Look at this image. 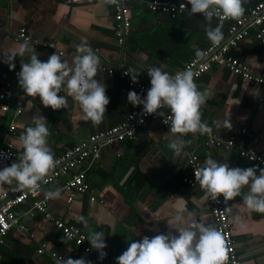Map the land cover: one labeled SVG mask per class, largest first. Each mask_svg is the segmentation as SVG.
<instances>
[{
  "label": "crops",
  "instance_id": "0c3cea01",
  "mask_svg": "<svg viewBox=\"0 0 264 264\" xmlns=\"http://www.w3.org/2000/svg\"><path fill=\"white\" fill-rule=\"evenodd\" d=\"M149 1L127 0L132 29L125 45L121 46L115 34L113 4L109 0H0V83L4 81L2 75L6 74L14 90L11 111L0 115V148L13 145L18 160L23 151L20 134L33 124L34 116L42 115L47 120L48 144L56 160L82 140L123 123L131 111L142 108V105L133 106L128 102L127 92L134 90L141 96L146 93L129 85L131 76L120 77L123 69L138 76L136 83L150 87L149 66H162L172 74L195 57L197 50L201 52L208 45L204 28L207 21L182 19L174 28L166 15L150 13ZM258 1L243 0L245 11ZM211 24L215 26L216 22L212 20ZM21 30L31 37L27 44L38 52L41 60H47L55 51L62 59L71 61L77 45L87 43L91 47L99 59L96 79L107 85L109 97L99 124L84 120L78 102L68 93L61 94L66 96V105L52 109L44 106L39 96H29L19 86L16 72L21 60L27 59V53L24 57L17 55L15 69L3 62V53L16 52L26 43L18 37ZM156 31L163 32L165 37L169 33V39L175 43L162 42L159 49V43L150 41V35L155 37ZM131 36L136 42L143 40V47L137 45L133 49L128 44ZM230 54L248 65L253 73L264 74V44L252 35L232 48ZM105 66L107 70L114 68L115 72L104 71ZM195 83L199 90L207 91L200 112L202 121L212 127V133L222 140L235 137L240 144L257 139L255 148L264 156V85L249 82L217 65ZM16 108L22 109L19 116H15ZM226 117L230 120L228 128L217 129L213 122ZM14 121L17 129L13 134L10 124ZM142 127L144 131L135 134V138L102 149L101 158L87 173L91 187L88 193L68 201V194L61 189L74 171L42 190L45 193L60 189L61 195L52 198L48 207L57 218L78 227L86 238L90 232L104 233L105 263L84 252L73 239L64 237L43 214L34 212L31 215L32 201L28 200L17 207L15 213L29 230L14 228L9 232L0 247V264H55L57 256L83 257L92 264H117L115 258L128 244L145 235L175 233L176 228L192 221L215 227L204 190L183 181L184 177L191 176L189 160L196 155L202 164L208 157L228 163L230 167L247 168L253 164L242 158L236 149L207 146L205 135L170 134L169 127L154 120ZM243 129H247L249 135H242ZM174 136H181L184 141L179 156L168 147ZM247 191L248 186H244L240 195L225 201L235 247L241 264H264V213L250 210L243 204ZM177 215L183 216V224L176 221ZM39 249H43V253H38Z\"/></svg>",
  "mask_w": 264,
  "mask_h": 264
},
{
  "label": "clouds",
  "instance_id": "9594fccd",
  "mask_svg": "<svg viewBox=\"0 0 264 264\" xmlns=\"http://www.w3.org/2000/svg\"><path fill=\"white\" fill-rule=\"evenodd\" d=\"M115 2V0H109ZM190 4L188 13H201L205 24V34L212 44H219L224 38L222 25L211 24L214 17L238 18L245 9L243 0H187ZM181 7H185L182 4ZM27 59L21 60L16 73L18 84L29 96H39L44 106L60 109L66 105V92L78 102L82 118L99 124L109 104L106 94L107 85L96 79L99 71V59L87 43L77 45L76 53L71 61L62 59L57 52H52L47 60L38 58V52L27 43H22L16 52L3 53L4 63L15 69V57L19 55ZM197 55L200 51L197 50ZM135 82L137 75L130 74ZM150 87L146 95L141 96L134 90L127 92V100L133 106L142 105L144 114H158L169 125L170 134H186L189 132L211 134L212 127L201 119L200 108L207 98V91L197 88L194 72L191 67L170 74L162 66H149ZM167 108L169 113L163 111ZM42 115L33 117V124L27 126L19 136L22 153L18 160L0 168V183L12 184L16 189L37 190L46 174L55 166L56 160L48 144L49 128ZM170 121V123H169ZM217 129L228 128L230 120L213 122ZM184 141L181 136H174L168 147L179 156ZM256 157L253 156L252 159ZM257 169L258 174H257ZM195 180L204 189V198L215 201L223 197L229 201L241 194V189L248 186L243 195V204L250 210L264 213V167L253 165L247 168L230 167L228 163L218 162L208 157L203 166L194 171ZM59 188L45 192L46 198H58ZM191 215V213H189ZM81 220L84 218L81 217ZM183 224L181 215L175 217ZM175 233L160 232L152 237L143 236L140 240H132L128 247L117 256V264H225L227 253L221 231L202 221H192L187 226L175 229ZM102 231L90 232L87 239L91 248L103 259L107 253L106 241ZM55 264H92L83 257L64 258L57 256Z\"/></svg>",
  "mask_w": 264,
  "mask_h": 264
},
{
  "label": "built area",
  "instance_id": "2783aa9c",
  "mask_svg": "<svg viewBox=\"0 0 264 264\" xmlns=\"http://www.w3.org/2000/svg\"><path fill=\"white\" fill-rule=\"evenodd\" d=\"M112 4L114 9V21L116 23L115 34L118 43L124 46L132 29L131 11L127 0H115ZM182 4H185V7H181ZM190 7L187 1L174 0H150L148 4V9L151 13L167 15L172 19L182 16H198L203 18L201 13L190 15L188 13ZM213 19L229 23L227 35L219 44H211L200 52L199 56L196 55L175 72L181 71L185 67H191L194 72V81L196 82L217 65L225 67L233 75L239 76L249 82L264 85V74L257 75L253 73L248 65L230 54L232 48H236L241 42L251 37V35L258 42L264 44V0L257 2L247 11H244L238 18L214 17ZM18 37L26 43L31 41V37L26 34L25 30H21ZM102 69L110 74L115 72L114 68L107 70L106 66ZM127 72H129L127 69H123L120 72V77L130 78ZM175 72L173 74H175ZM2 79L4 81L0 83V115L11 111V102L14 98V90L9 76L3 74ZM129 85L137 88L142 93H146L149 88L145 84L136 83L132 80L129 81ZM64 93H67L66 90L59 93V95ZM163 111L166 115L169 113L167 108L163 109ZM21 113V108L15 109V116H19ZM149 120L160 121L165 126L169 127V125L164 122L162 116L158 114H144L142 108L136 109L129 113L123 123L113 126L109 130L92 134L74 147L65 151L56 159L55 166L46 174L37 190L16 189L15 183L10 186L5 183H0V247L4 244L5 237L12 229L15 228L22 231L29 230L16 215L15 209L26 201L31 200V215L34 212L43 214L54 223L64 237L73 239L84 252L94 255L98 259L99 253L91 248L86 240V235L78 227L66 224L49 211L48 207L52 198H46L42 190L45 186L54 183L62 176L68 175L74 171V174L68 179L61 190L68 194L69 202H72L79 195L88 193L91 187L87 180V173L94 162L101 158L102 149L113 146L116 143H122L127 139L135 138L136 130L144 126ZM16 129L17 124L14 121L10 124V132L14 134ZM197 134L200 133L197 132ZM241 134L247 136L249 132L247 129H243L241 130ZM203 135L206 137L207 146L223 147L227 150L236 149L240 156L251 164L264 167V156L255 148V145L258 143L257 139L251 138L248 143L240 144L235 137L229 140H222L213 133H206ZM253 156L256 158L252 159ZM14 160H16V153L13 145L7 144L0 148V168L5 165H10ZM189 165L191 176L184 177L183 181L191 187L200 186L199 182L195 180L194 171L203 166L202 162L196 155H193L189 160ZM206 199L210 205L215 227L221 231L225 241L227 253L225 264H241L235 247L233 230L225 204L226 202L223 200L222 196L215 201L211 200L210 197ZM91 200L94 201L95 198L91 197ZM38 253H43V249H39ZM105 260L106 257L98 259L100 263H105Z\"/></svg>",
  "mask_w": 264,
  "mask_h": 264
},
{
  "label": "trees",
  "instance_id": "16d2710c",
  "mask_svg": "<svg viewBox=\"0 0 264 264\" xmlns=\"http://www.w3.org/2000/svg\"><path fill=\"white\" fill-rule=\"evenodd\" d=\"M259 1H261V0H259ZM258 1V2H259ZM255 5V4H254ZM253 5V6H254ZM150 11V10H149ZM151 13V12H150ZM167 16V15H166ZM167 18H168V21H171L170 23H172V25H174V28L176 27V25H178V23H179V21L180 20H182V19H188V18H192V19H201V20H203V18H201V17H198V16H182V17H178V18H175V19H172L171 17H169V16H167ZM214 22H216V24L217 23H220L221 25H222V31H223V34H224V37L227 35V33H228V27H229V23H227V22H223V21H219V20H216V19H212ZM161 31V30H160ZM157 32V31H156ZM146 33H143V36L144 37H146ZM163 36V37H162ZM166 36H168V37H165L164 36V34H163V32H157V34L155 35V37H153L152 35H150V41H151V43H155V44H158L159 43V49L161 48V46H160V44L163 42H165V44L166 43H168V42H172V43H175V41H173L172 39L170 40L169 39V33L166 35ZM159 38H164V40H159ZM171 38H173L172 36H171ZM143 40H141V41H135V39H134V36H131V38L130 39H128V44L129 45H131V47L133 48V49H135L136 48V46L137 45H139V47H143L142 46V42ZM139 43V44H138ZM212 44V42L209 40V43H208V45L205 47V48H203L202 50H201V52L203 51V50H205L207 47H209L210 45ZM193 58V57H192ZM192 58H190V59H192ZM189 59V60H190ZM188 60V61H189ZM187 61V62H188ZM186 62V63H187ZM185 63V64H186ZM184 64V65H185ZM183 65V66H184ZM173 74V73H172Z\"/></svg>",
  "mask_w": 264,
  "mask_h": 264
},
{
  "label": "water",
  "instance_id": "95a60500",
  "mask_svg": "<svg viewBox=\"0 0 264 264\" xmlns=\"http://www.w3.org/2000/svg\"><path fill=\"white\" fill-rule=\"evenodd\" d=\"M144 130H143V127H139L137 130H136V134L137 133H140V132H143Z\"/></svg>",
  "mask_w": 264,
  "mask_h": 264
},
{
  "label": "bare ground",
  "instance_id": "6f19581e",
  "mask_svg": "<svg viewBox=\"0 0 264 264\" xmlns=\"http://www.w3.org/2000/svg\"><path fill=\"white\" fill-rule=\"evenodd\" d=\"M88 175V174H87ZM64 178V177H63ZM88 236V235H87Z\"/></svg>",
  "mask_w": 264,
  "mask_h": 264
}]
</instances>
